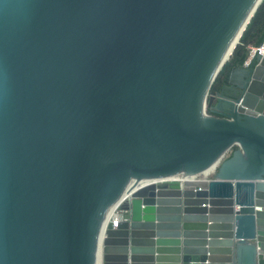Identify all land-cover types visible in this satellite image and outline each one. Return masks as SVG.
<instances>
[{"label": "water", "instance_id": "water-1", "mask_svg": "<svg viewBox=\"0 0 264 264\" xmlns=\"http://www.w3.org/2000/svg\"><path fill=\"white\" fill-rule=\"evenodd\" d=\"M260 1L0 0V264H264Z\"/></svg>", "mask_w": 264, "mask_h": 264}, {"label": "trees", "instance_id": "trees-1", "mask_svg": "<svg viewBox=\"0 0 264 264\" xmlns=\"http://www.w3.org/2000/svg\"><path fill=\"white\" fill-rule=\"evenodd\" d=\"M264 40V0L258 4L255 12L243 30L238 44L229 59L221 68L212 85V91L218 90L226 83L227 74L233 67L241 66L248 57L249 47L258 46Z\"/></svg>", "mask_w": 264, "mask_h": 264}, {"label": "built area", "instance_id": "built-area-1", "mask_svg": "<svg viewBox=\"0 0 264 264\" xmlns=\"http://www.w3.org/2000/svg\"><path fill=\"white\" fill-rule=\"evenodd\" d=\"M255 55H264V40L262 41V43L258 46H250L249 47V52H248V57L246 59V62L250 61ZM216 168L210 169L207 172H204L202 174H199L197 176H188V175H182V174H178V175H174V176H170V177H164V178H159V179H153V180H148L146 181L144 184H149V183H170V182H178V183H182L184 180H193V179H197V178H212L214 172H215ZM137 182L135 183V181H131L130 185L126 188V190L123 193V197H122V201H120L119 203L121 204V202H124L126 200H128L130 198L131 193L135 190ZM141 184L140 186L144 185ZM118 203V206L116 208V216L119 219H123L122 217V213H125L124 210L121 209L122 213L119 215L118 210H120V204Z\"/></svg>", "mask_w": 264, "mask_h": 264}, {"label": "bare ground", "instance_id": "bare-ground-1", "mask_svg": "<svg viewBox=\"0 0 264 264\" xmlns=\"http://www.w3.org/2000/svg\"><path fill=\"white\" fill-rule=\"evenodd\" d=\"M237 39H234L229 52L232 50L233 46L236 44ZM229 54V53H228ZM146 181L148 180H140L137 182L136 187L140 186L141 184H144ZM120 201V198L118 199V201L116 203H114L106 212V215L104 217V220L102 222V226H101V231H100V235H99V240H98V248H97V252H96V264H101V241L103 238V232L104 229L106 228L107 222L109 220H112L113 222H116L117 220H119V218L116 216V208L118 206V203Z\"/></svg>", "mask_w": 264, "mask_h": 264}, {"label": "rangeland", "instance_id": "rangeland-1", "mask_svg": "<svg viewBox=\"0 0 264 264\" xmlns=\"http://www.w3.org/2000/svg\"><path fill=\"white\" fill-rule=\"evenodd\" d=\"M118 212H119V215H120L122 213L121 209L118 210ZM122 217L125 218L126 217V213H122Z\"/></svg>", "mask_w": 264, "mask_h": 264}, {"label": "flooded vegetation", "instance_id": "flooded-vegetation-1", "mask_svg": "<svg viewBox=\"0 0 264 264\" xmlns=\"http://www.w3.org/2000/svg\"><path fill=\"white\" fill-rule=\"evenodd\" d=\"M219 90H220V88L218 90H215V91H219Z\"/></svg>", "mask_w": 264, "mask_h": 264}]
</instances>
